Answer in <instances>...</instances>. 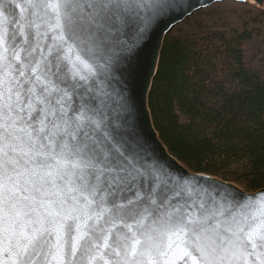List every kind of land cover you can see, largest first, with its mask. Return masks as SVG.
Wrapping results in <instances>:
<instances>
[{
	"label": "snow or ice",
	"instance_id": "snow-or-ice-1",
	"mask_svg": "<svg viewBox=\"0 0 264 264\" xmlns=\"http://www.w3.org/2000/svg\"><path fill=\"white\" fill-rule=\"evenodd\" d=\"M179 6L0 0V264H264V192L176 175L113 87Z\"/></svg>",
	"mask_w": 264,
	"mask_h": 264
},
{
	"label": "trees",
	"instance_id": "trees-1",
	"mask_svg": "<svg viewBox=\"0 0 264 264\" xmlns=\"http://www.w3.org/2000/svg\"><path fill=\"white\" fill-rule=\"evenodd\" d=\"M150 91L154 127L191 171L264 187V10L199 9L163 43Z\"/></svg>",
	"mask_w": 264,
	"mask_h": 264
},
{
	"label": "water",
	"instance_id": "water-1",
	"mask_svg": "<svg viewBox=\"0 0 264 264\" xmlns=\"http://www.w3.org/2000/svg\"><path fill=\"white\" fill-rule=\"evenodd\" d=\"M223 1L245 3L259 10H264V0H178L180 6L152 26L141 48L121 67L120 78L113 87L123 90L130 121L138 134L143 137L145 147L153 159L159 163L169 164L178 176H183L185 173L189 176H199L203 181L226 184L236 189L242 196L250 197L264 192V187L248 192L239 184L226 181L216 175L191 171L182 161H179L160 139L159 132L154 127L149 105L150 91L158 72L163 43L167 34L174 26L183 22L197 10L208 8V6ZM16 2L18 3L20 0H16ZM16 12L17 15L20 14L19 9H16Z\"/></svg>",
	"mask_w": 264,
	"mask_h": 264
},
{
	"label": "rangeland",
	"instance_id": "rangeland-1",
	"mask_svg": "<svg viewBox=\"0 0 264 264\" xmlns=\"http://www.w3.org/2000/svg\"><path fill=\"white\" fill-rule=\"evenodd\" d=\"M224 2H230V1H224ZM233 2H235V1H233ZM238 3V2H237ZM239 4H242V3H239ZM243 4H245V3H243ZM249 6V5H248ZM227 181V180H226ZM230 181V180H229ZM232 182V181H231ZM235 183V182H234ZM238 185V184H237ZM241 186V185H240Z\"/></svg>",
	"mask_w": 264,
	"mask_h": 264
}]
</instances>
